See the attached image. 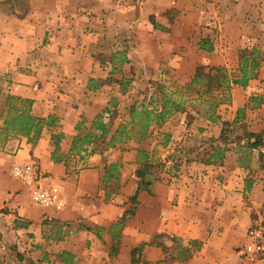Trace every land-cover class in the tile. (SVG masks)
<instances>
[{"label": "crops", "instance_id": "obj_1", "mask_svg": "<svg viewBox=\"0 0 264 264\" xmlns=\"http://www.w3.org/2000/svg\"><path fill=\"white\" fill-rule=\"evenodd\" d=\"M9 1L0 0V110L6 114L7 96L16 95L32 101L35 117L58 121L30 140L6 131L0 118V264H254L244 245L264 214V147L229 144L221 161L205 162L212 149L193 141L203 131L218 145L224 117L213 122L170 95L186 89L199 64L229 67L223 42L199 48L195 26L169 15L175 0H101L98 8L36 0L18 15ZM232 20L229 48L249 46L255 37L244 29L252 27L238 15ZM257 22L264 29V12ZM193 45L200 54L189 52ZM263 83L261 63L247 86L230 88L229 107L262 94ZM142 106L164 111L143 138L130 117ZM97 119L107 131L94 141ZM254 125L264 129V119ZM88 133L92 142L73 145ZM139 149L164 167L152 169L154 182L138 192L131 213ZM24 163L60 187L63 209L32 201L30 187L11 173Z\"/></svg>", "mask_w": 264, "mask_h": 264}, {"label": "trees", "instance_id": "obj_2", "mask_svg": "<svg viewBox=\"0 0 264 264\" xmlns=\"http://www.w3.org/2000/svg\"><path fill=\"white\" fill-rule=\"evenodd\" d=\"M199 48L203 50L211 51L213 49L212 41L209 39H201L198 42ZM244 50V51H243ZM239 54L238 57V67L231 73L224 65H199L196 68L195 76L192 82L203 81L205 83L204 88L197 89L196 93L199 96H203L206 93H210L213 90H224L230 89L232 86H242L248 85L250 79L253 77L254 72L261 65L264 60L262 51L257 47H245ZM248 52V53H247ZM8 108L7 114L4 116V125L6 131L13 134H21L28 136L30 140L37 139L41 134L43 128L54 127L57 125L58 117L54 114H49L47 117H35L31 114V103L30 99H25L16 95L7 96ZM173 101V105L176 103ZM264 103V96L261 93L251 94L250 101L244 106L239 107L236 111L234 119H222L220 135L217 140H223L222 144L211 145L212 151L208 153V157L203 159L208 163H216L221 161L225 156V151L229 148L230 143L240 144L244 141V145L249 148H262L264 147V129L260 131H252L247 129L243 117L247 108L250 109L259 108ZM219 103L213 101L207 105L202 111L204 116L209 120L215 122L217 119L221 118L219 113H216V109ZM179 105H177L178 107ZM3 116V110H0V118ZM164 116V111L160 113L154 110L148 109L146 106H142L141 109L134 107L130 112L131 122H136V126L139 127L138 132L140 137L143 138L148 131V127L152 121L159 122V120ZM242 130L241 135H236L233 138L230 137V132L234 127ZM93 127L99 130L100 136L95 138L97 141L99 138L105 136L107 131V124L100 119L93 122ZM128 129L125 128L118 131L120 135L126 133ZM229 132V133H228ZM61 132L53 134V143L55 145V150L59 147V142L62 137ZM92 142V137L90 134L84 135L83 138L75 137L73 140V145L79 143L82 146L85 143ZM113 141L108 143L112 145ZM224 144V145H223ZM153 156V154H152ZM151 153L146 149H139L137 154V161L140 162V167L137 170V176L139 178L138 187L132 196H130L129 209L127 212L134 213L136 205L138 204V192L142 189H150L154 182L152 176V169L161 170L164 167V163L153 161ZM259 168L264 172V150L259 151ZM115 166H111L110 170L114 169ZM264 177V175H263ZM136 250V249H134Z\"/></svg>", "mask_w": 264, "mask_h": 264}, {"label": "rangeland", "instance_id": "obj_3", "mask_svg": "<svg viewBox=\"0 0 264 264\" xmlns=\"http://www.w3.org/2000/svg\"><path fill=\"white\" fill-rule=\"evenodd\" d=\"M100 1L101 0H74V3L84 2L87 3L91 8H98L100 5ZM35 2L36 0H12L9 1L7 4L10 7V9H12L13 13L18 15L20 12H18L16 9H23L24 6L25 7L28 5L30 6V4H35ZM261 12L262 13L264 12V0H175L173 7L168 10V13L171 16V18L180 21L183 20L184 18L186 22L189 25H191V27L195 26L193 32L194 34L193 36L195 38L200 40L204 38L209 39L210 41H212V43L217 42V40L223 42V45L227 47L225 60L230 65L229 67L226 65V67L229 71H231V73L234 71V69L235 70L237 69L239 63L238 62L239 54L240 53L243 54V52L241 51L245 49V47H250V48L257 47L262 51L264 57V29L258 27V22H257L258 16L261 14ZM235 15H238L239 18L242 19V22L245 21L247 22L246 24L248 26L252 27L251 29L246 28L244 30L246 34L250 35L251 37H255V39H252L249 46L247 45L242 47V45H240V48L236 50L235 47L233 48L232 46V51H231L229 45H230V40H232V38L230 37V33L232 30L231 26L233 25L232 24L230 25V23L231 21H233L232 17ZM253 24H257V25L255 26ZM197 31H200V34L198 33V35H196ZM194 46L195 45H193L192 49L191 48L189 49V52L195 53L196 51L199 53L197 48ZM263 63L264 60L262 61V64ZM199 65H205V64H199ZM204 85L205 83L203 81H197L194 83L191 82L186 87V89H182L180 93H174L170 95L172 97L174 96L177 97L178 95H180L181 98L185 100L186 102L185 104L188 107V109H190L191 111H196V110L202 111L204 108L207 107L209 103L215 101L219 103L216 109V113H219L221 117L222 116L224 117V119H229V120L234 119L237 109L241 106H238L236 109L234 108L233 110L231 109V107H229V103L232 106L230 89L213 90L210 93H206L199 98L197 97L196 89L199 88L203 89ZM262 95L264 96V88ZM249 96L251 97V95ZM250 97H248L247 100L248 102L250 101ZM8 102L9 101H7L6 104L7 108H8ZM6 114L3 113L2 118H4ZM222 119H221V123H222ZM259 119H264V108L256 107L254 109H250L248 107L243 117V121L247 129L251 130L255 126L254 125L255 121ZM193 127H194L193 130H195L196 129L195 126ZM199 128L200 127H198V129ZM202 132L203 131H201L199 134H201ZM207 133H211V132H207ZM241 133L242 130L238 129L235 126L234 129L230 132L229 136L233 138L236 135H241ZM199 134H197V137L196 139H194L193 143L196 142L197 143V144L195 143L196 145H199L200 143L205 144L206 147H208L206 149L211 150L212 149L211 145H214L215 141L210 139L211 136H209V134L205 135L207 138H201ZM217 142L218 144H221L223 140L219 139ZM230 144L238 145L237 143H230ZM188 153L189 154H187L186 156L193 154V151L190 152L188 150ZM160 171H162V169ZM260 173L264 175L263 171H261ZM263 175L262 178L264 180Z\"/></svg>", "mask_w": 264, "mask_h": 264}, {"label": "built area", "instance_id": "obj_4", "mask_svg": "<svg viewBox=\"0 0 264 264\" xmlns=\"http://www.w3.org/2000/svg\"><path fill=\"white\" fill-rule=\"evenodd\" d=\"M11 173L30 187V195L35 204L55 210L64 208L65 201L60 187L54 183L45 184L44 175L35 163L16 164ZM247 238L245 254L253 259L254 264H264V214L248 228Z\"/></svg>", "mask_w": 264, "mask_h": 264}]
</instances>
